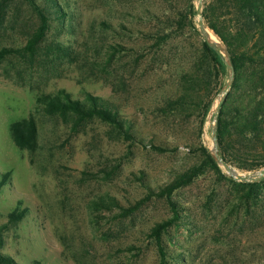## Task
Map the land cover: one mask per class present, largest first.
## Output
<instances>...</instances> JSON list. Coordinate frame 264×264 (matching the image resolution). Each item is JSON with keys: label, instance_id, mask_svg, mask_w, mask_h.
<instances>
[{"label": "rangeland", "instance_id": "1", "mask_svg": "<svg viewBox=\"0 0 264 264\" xmlns=\"http://www.w3.org/2000/svg\"><path fill=\"white\" fill-rule=\"evenodd\" d=\"M195 7V0H0L2 255L15 264H264V185L258 194L236 191L225 178L252 182L221 167L222 176L205 170L175 190L177 218L159 241L152 234L173 214L163 197L145 198L148 187L158 191L198 164L199 145L211 147L216 96L200 133L196 119L159 110L176 97L177 76L203 41ZM37 10L47 24L30 48ZM161 32L165 41L144 37ZM41 95L106 107L130 137L95 115L50 112L36 102ZM98 195L133 210L90 209Z\"/></svg>", "mask_w": 264, "mask_h": 264}, {"label": "trees", "instance_id": "2", "mask_svg": "<svg viewBox=\"0 0 264 264\" xmlns=\"http://www.w3.org/2000/svg\"><path fill=\"white\" fill-rule=\"evenodd\" d=\"M40 25L31 36L30 48L38 42L46 29L45 13L37 10ZM201 16L204 26L225 47L233 77L231 84L221 101L215 121L217 153L228 165L240 171H256L264 167V0H209L202 3ZM167 33H144V37L161 42ZM7 51H2L5 53ZM227 70L218 51L199 41L194 50L191 63L186 71L178 74V93L174 99L164 101L159 108L164 116H179L197 120V133L201 132L206 114L224 84ZM61 94V92H60ZM36 102L46 110L61 112L72 111L82 117L95 115L116 127L121 134L130 137L128 126L116 113L106 107L84 105L76 100H69L66 95H41ZM30 126V124H29ZM31 132L34 126L31 123ZM16 142L21 143L23 134L17 125L10 127ZM158 151L169 150L166 147H153ZM200 156L198 164L177 174L158 191L148 187L149 199L152 196L163 197L167 202L172 218L156 223L152 234L159 241L160 233L177 218L176 206L171 199L172 193L191 183L205 170H212L222 176L220 169L212 159L209 151L199 145L196 149ZM236 191L245 190L247 194H258L264 185V177L253 183H234ZM90 209H120L128 213L133 207H122L119 202L108 195H98L87 203ZM0 227V243L1 231ZM0 264H15L14 261L0 253Z\"/></svg>", "mask_w": 264, "mask_h": 264}, {"label": "water", "instance_id": "3", "mask_svg": "<svg viewBox=\"0 0 264 264\" xmlns=\"http://www.w3.org/2000/svg\"><path fill=\"white\" fill-rule=\"evenodd\" d=\"M196 1V7H195V14H196V21H197V27L198 32L203 38L204 43L212 48L213 50L218 51L219 55L222 57L223 64L227 70V77L220 88L219 92L216 95L215 103L212 109V121L209 123L210 128V139H211V147L209 150V154L216 163L218 167H221L226 171L228 175L233 180L241 181V182H258L261 177L264 175V167L261 168L259 171H257L254 175H246V177H240L236 175V172L227 164L225 163L218 155L217 153V141H216V134H215V121L216 116L218 113L219 105L223 98L226 95V92L228 91V88L231 84L232 77H233V68L231 66L228 54L226 52L225 47L220 43L218 39H216L212 34L210 36V33L208 30L204 27L202 16H201V3L202 0H195Z\"/></svg>", "mask_w": 264, "mask_h": 264}, {"label": "bare ground", "instance_id": "4", "mask_svg": "<svg viewBox=\"0 0 264 264\" xmlns=\"http://www.w3.org/2000/svg\"><path fill=\"white\" fill-rule=\"evenodd\" d=\"M210 36H211V33H210ZM236 175L237 176H240V177H246V175H244V174H238V173H236Z\"/></svg>", "mask_w": 264, "mask_h": 264}]
</instances>
